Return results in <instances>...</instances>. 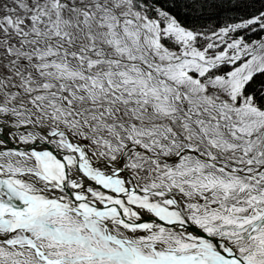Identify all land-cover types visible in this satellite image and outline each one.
I'll list each match as a JSON object with an SVG mask.
<instances>
[{
    "label": "snow or ice",
    "instance_id": "obj_1",
    "mask_svg": "<svg viewBox=\"0 0 264 264\" xmlns=\"http://www.w3.org/2000/svg\"><path fill=\"white\" fill-rule=\"evenodd\" d=\"M0 264H264V0H0Z\"/></svg>",
    "mask_w": 264,
    "mask_h": 264
}]
</instances>
